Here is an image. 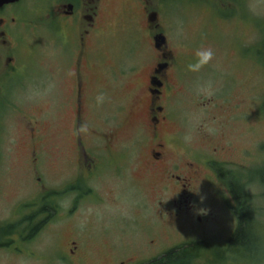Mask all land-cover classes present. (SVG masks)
<instances>
[{"label":"flooded vegetation","instance_id":"obj_1","mask_svg":"<svg viewBox=\"0 0 264 264\" xmlns=\"http://www.w3.org/2000/svg\"><path fill=\"white\" fill-rule=\"evenodd\" d=\"M212 1L214 6L222 11L238 8L233 7L232 0ZM108 2L109 0H8L0 4V165L4 159L12 158V152L17 146H22L29 158L32 178L41 181L37 165L38 158L41 157L39 151H47L46 132L40 118L21 114L17 90L20 84L21 88L24 86L23 75H20L23 73V68H20V31L25 26L30 25L38 29L36 25H42L46 30V62L51 71L58 75L69 74V84L63 81L61 83L68 86L70 93L67 95L61 92V98H58L73 106L74 113L71 145L74 153L71 160L73 165H64L63 169L65 178L61 195L65 201L63 209L61 207L62 216L68 217L71 213L79 211L84 204H94L93 213L98 223L97 228L111 232L110 229L116 225L120 234H133L134 245L139 248L143 246L140 250L152 247L153 251L158 245V234L165 229L175 231V226L193 228L195 220L200 224L204 221L212 222L214 211L211 209L207 212V207L201 208L198 193L202 181L210 184L215 181L223 184L220 186L222 190L230 192L229 195L222 193L219 188L216 196L220 207L225 209L232 221L231 237L238 226L241 212L237 208V198L225 175L232 170L229 168L248 169L254 173L258 169L241 163L229 165L228 163L235 161L221 157L231 154L234 150L232 143L225 140L223 129L220 134L200 135L207 145V150L204 156L199 157V161L192 157L189 146L191 138L179 130L180 125L178 124L176 131L168 130L174 122L177 126L178 115L175 108L170 111V107H175L178 96L183 92L189 73L186 64L190 61L186 54L188 52H181L180 47L185 46L184 43L175 38V20H169L175 12V8L171 7L174 4L169 0H125L121 13L128 18V25L125 24L117 30L120 34L121 53L114 55L111 53L113 38L103 32L109 25L105 10ZM132 30L135 36L130 39ZM125 31L129 39L125 37ZM102 47H109L111 52L108 49L103 50ZM126 57H131L128 65L125 64ZM99 66L104 73H108L105 80L109 84H114L113 80L118 78L132 79L135 84L132 101L143 110L145 105L147 135L138 133L131 141L135 151L131 155L130 152H125L126 156L140 157L144 154L143 165H125L126 158L123 156H119L123 157L120 164L108 161L111 156H116L115 132L119 125L114 129L100 130L93 128L90 123V114L85 106L91 101L90 104L94 103L97 95L107 93L104 87H96L94 94L88 89L91 74ZM114 73L118 74L117 78L113 77ZM11 84L12 87L9 86ZM50 84L48 76L40 85L47 89ZM46 95L43 93L33 96L31 103L44 101ZM189 100H192L191 94ZM225 100L223 103H217L226 106L223 115L225 119L218 117L222 114L217 116L207 110V119L217 126H224L227 120L238 115L236 104L232 103L229 97ZM255 106V114L259 118L257 121L260 122L264 118V99ZM260 106L263 107L261 117L257 115V108ZM7 117L8 120L5 121ZM20 123L26 136L16 135L20 132ZM142 123L143 121H140V124ZM82 124L87 125L86 131H80ZM5 129L7 133L3 137ZM23 131L21 135L24 134ZM254 143V152L261 148L264 152V145L261 146L264 136L255 139ZM137 179L143 180L141 188L150 185V189L140 190L135 184ZM132 182L135 186L133 192L136 196L139 194V199L134 201L130 190ZM241 183L239 184L242 186ZM247 212L251 219H257L255 214L259 213L258 211ZM261 214L264 216V212ZM221 220L227 222L226 219ZM72 226L78 227L77 223ZM113 232L114 230L111 233ZM194 237L189 241H200V257H203L206 263L219 264L217 255L231 245L230 237L225 238L223 243L213 242L210 236L204 233ZM123 240L126 241V238ZM70 243L75 248L71 254L76 261H83L89 255L87 248L79 246L75 239L71 238ZM185 243L175 245L174 242L168 249L152 253L149 257L144 255L138 258L133 254L111 260L114 264H145L161 258L167 250ZM123 245L120 243L117 248L122 249L125 246ZM234 248L237 251L235 244ZM240 261L243 259H230L229 264H238Z\"/></svg>","mask_w":264,"mask_h":264},{"label":"rangeland","instance_id":"obj_2","mask_svg":"<svg viewBox=\"0 0 264 264\" xmlns=\"http://www.w3.org/2000/svg\"><path fill=\"white\" fill-rule=\"evenodd\" d=\"M232 2L233 7L238 8L226 11L217 9L212 0H174L172 2L174 6L171 7L175 8V12L169 20L171 22L175 20V38L185 45L180 47L181 52H188L186 54L190 60H194L197 48L210 46L214 50V57L199 72L188 71L183 92L179 95L180 97L176 96L175 107L173 105L170 107V111L175 108L178 115L177 126L174 122L168 130L176 131L180 125L179 130L183 131L186 137L191 138L189 146L192 150V157L195 161H199V157L204 156L207 150V145L200 135L220 134L223 129L225 140L232 143L234 150L231 154L221 155V157L235 161L232 164L228 163L229 165L241 163L249 165L250 168L255 166V169H258L254 173L248 169L229 168L232 170L225 175L228 181L243 182L241 191L247 194L244 202L246 211L259 212L255 214L257 219L249 217L256 248H247L248 251L246 249L242 251L236 246V251L235 248L233 249L234 245H230L221 251L219 256H223L221 264H229L230 259H243L238 264H264V216L261 214L264 212V152L262 148L254 152L255 139L264 136V118L258 122L259 118L255 114V104L264 99V65L261 64L262 57L260 56V48L264 43V0H232ZM124 3L125 0H109L105 6L109 25L103 32H106V36H112L113 52L109 47H102V49H108L114 55L121 53L120 34L117 30L123 28L128 20L121 13ZM36 26L38 29L29 25L21 30L22 34L20 31L22 39L20 68H23V73L20 75H23L24 86L21 88L20 84L17 96L20 99L21 114L35 116L43 121L48 142L45 146L47 151H39L41 157L38 158V172L42 180L36 182L32 178L29 158L22 146H17L13 150L12 158L2 161L0 165V225L12 224L11 222L15 224L22 219L24 214L30 215L26 204L38 201L45 192H47L45 196L49 193L47 196L50 204L46 214L38 215L36 222L34 221L41 224V227L33 236L28 239L23 236L25 238L22 239L15 234L7 237L12 240L11 242L5 239L0 240V264H114L111 258L133 254L138 258L144 255L149 257L152 253L168 249L174 242L176 245L185 239L195 238L194 236L201 233L209 235L213 242L223 243L225 238L228 239L231 235L232 221L228 213L224 211L225 209L220 207L216 196L223 184L215 181L211 184L202 181L199 184L201 188L198 193L201 208L207 207V212L211 209L214 211L215 217L211 219L212 222L204 221L200 224L195 220L193 228L175 226V231L165 229L158 234V245L153 251L152 247L140 250L143 246L139 248L134 245L133 234H120L116 225L110 229L111 232L114 230L113 233L97 228L98 223L93 213L94 204H84L79 211L71 213L68 217L62 216L65 201L64 196L61 195L65 178L63 169L64 165H73L71 160L74 156L71 148L73 106L60 100L61 92L67 95L70 93L68 86L61 83L63 81L69 84V74L58 75L51 71L50 65L45 60L44 52L46 30L42 25ZM134 33L132 30L130 39L134 38ZM125 37L128 38L127 31H125ZM130 59L129 57L124 59L126 65ZM107 74L100 66L91 74L88 89L94 94L96 87H104L107 93L104 94L102 103L98 104L95 100L94 103L90 104L91 101L90 105L85 106L90 114V123L93 128L100 130L114 129L119 125L115 132L116 156H111L108 161L120 164L125 157V165H143L144 154L140 157L130 155L135 151V146L131 141L136 135L140 132L147 135L145 105L143 110L132 101L135 91L132 79H116L118 74L114 73L115 83L109 84L105 80ZM48 76H50L51 84L45 89L40 84H43L45 77ZM61 77H63L62 80ZM9 86L12 87V84ZM43 93L47 94L44 101L40 102V100L37 104L31 103L33 96ZM190 94L192 100H189ZM226 97L236 104L238 115L227 120L224 126H217L207 119V110L209 109V112L215 115L222 114V117L217 116L224 118L226 106L217 103L225 102ZM262 109L261 106L257 108L259 117L263 113ZM6 120L8 117L5 118ZM140 121L143 123L140 124ZM19 127L20 132L16 135L26 136L21 123ZM22 131L23 135H21ZM6 133L5 129L3 137ZM263 145L264 143H261V146ZM125 152H130V155L126 156ZM254 153L256 154L253 155ZM142 181L139 179L135 181L137 187L140 190L150 189V185H144L141 188ZM42 183L44 190L40 188ZM133 184L132 182L130 190L134 201L139 199V194L137 197L133 192L135 188ZM221 192L230 194L229 190L221 189ZM43 204L35 211L44 207ZM116 208L123 209L122 207ZM221 218L226 219L227 222ZM73 223H77L78 227L74 228ZM24 234L23 231L21 235ZM124 237L126 241L123 240ZM71 238L75 239L79 246L87 248L89 255L83 261H76L71 254V251L75 249L70 243ZM3 242H9V244H1ZM119 242L125 245L122 249L117 248ZM239 254L240 257H238ZM191 264L216 263H206L203 257H200Z\"/></svg>","mask_w":264,"mask_h":264},{"label":"trees","instance_id":"obj_3","mask_svg":"<svg viewBox=\"0 0 264 264\" xmlns=\"http://www.w3.org/2000/svg\"><path fill=\"white\" fill-rule=\"evenodd\" d=\"M260 49H261L260 56L262 57L261 64L264 65V43L262 44V48ZM229 184H230L232 192L237 198V203H238L237 208L240 209V212H241L239 214L238 226L236 230L234 231V233L232 234V236L230 237L229 241L231 245L235 244V247L238 246V248H241L242 251L244 249L247 250V248H252V247L256 248L255 239L253 238V235H252L253 233H252L251 222L249 221L250 215L246 211L245 206H244L245 205L244 202L246 201L245 199L247 197V194L241 191L242 186L239 183H234L233 181H229ZM48 194L42 197V199L40 200V203H38L36 207H32V209L28 211L30 215L24 214L23 215L24 217L22 216V219L18 223L14 224V222H11L12 224L0 225V240L5 239L11 242L12 240L7 237L9 235L11 236L15 234H17L22 239L25 238L23 236H26V239L33 236L41 227V224L35 223L36 218L38 217V215L46 214V212L48 211L47 207L50 204V201H48V196H47ZM43 203H46V204H43ZM42 204L44 207L42 208L40 207L39 209L35 211V209L41 206ZM32 211L33 212L35 211V212L33 213ZM22 223H24L23 226H21ZM23 231L25 232V234L21 235V233L23 234ZM5 242L1 244H7V245L9 244V242L8 243H5ZM199 242L200 241L186 242L185 244H182L175 248L167 250L161 258L153 260V261H149L145 264H191V262H194V260L199 258L200 256L199 251L201 249H199L198 247ZM217 258L219 259L220 264L223 263V256L220 257L217 255Z\"/></svg>","mask_w":264,"mask_h":264},{"label":"clouds","instance_id":"obj_4","mask_svg":"<svg viewBox=\"0 0 264 264\" xmlns=\"http://www.w3.org/2000/svg\"><path fill=\"white\" fill-rule=\"evenodd\" d=\"M214 57V50L210 46H201L195 51V59L190 60L186 64V69L190 72H199L205 65L212 61ZM104 99L103 93L97 95L96 102L102 103ZM87 125H81L80 131H86Z\"/></svg>","mask_w":264,"mask_h":264},{"label":"water","instance_id":"obj_5","mask_svg":"<svg viewBox=\"0 0 264 264\" xmlns=\"http://www.w3.org/2000/svg\"><path fill=\"white\" fill-rule=\"evenodd\" d=\"M8 0H0V4L2 3V2H7Z\"/></svg>","mask_w":264,"mask_h":264}]
</instances>
